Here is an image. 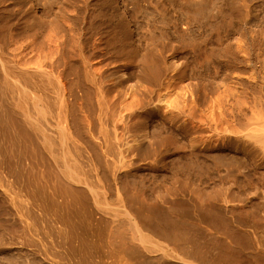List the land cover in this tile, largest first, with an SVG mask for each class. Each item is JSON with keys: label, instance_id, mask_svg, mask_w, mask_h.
<instances>
[{"label": "rangeland", "instance_id": "rangeland-1", "mask_svg": "<svg viewBox=\"0 0 264 264\" xmlns=\"http://www.w3.org/2000/svg\"><path fill=\"white\" fill-rule=\"evenodd\" d=\"M29 1L0 0L1 43L8 44L14 35L19 41L33 38L30 41L41 46L49 40L45 39L48 33L57 30L56 26V32L64 27L58 34L64 36L61 40L67 42L66 50L71 48L73 37L83 32L90 42L87 50L92 52L91 45L96 41L100 43L99 55H105L94 63L103 61L100 66L104 69L111 64L119 67L106 79L121 92L117 108L127 113L124 115L133 112L128 129L119 122L117 132L125 151V165L120 172L124 186L119 193L124 198L116 201L111 176L106 175L108 195L102 203L111 211L118 206L122 212L125 208L132 212L144 236L141 241L146 240L144 245L140 241L132 243L128 238L132 227L121 219V230L126 233L130 229L124 240L128 245L121 248L110 237L115 225L89 204L86 210L93 211V219L84 217L73 229V240L64 248L54 247L50 249L52 253L47 248L50 242L41 245L37 238L38 248H27L26 240L33 236L29 231L34 225L29 224L31 217L24 213L26 195L20 185L10 182L14 180L0 166V264H221L219 255L233 253L239 241L246 252L264 249V243L256 247L249 242L258 236L264 239V0H37L42 1L37 7ZM46 3L48 7L43 8ZM60 16L64 20L56 19ZM65 19L77 27L64 26L68 22ZM100 20L119 27H109V23L103 27ZM47 28L53 30L47 32ZM128 42L134 47L126 55L139 53L141 61L133 62L134 57L130 60L116 53ZM124 66L126 70L121 68ZM233 95L236 102L253 107L255 111L250 107L247 113L254 111L256 118L247 114L234 119L228 107ZM123 104L131 105L130 109ZM139 148L143 153L137 155ZM123 205H127L124 210Z\"/></svg>", "mask_w": 264, "mask_h": 264}, {"label": "bare ground", "instance_id": "bare-ground-1", "mask_svg": "<svg viewBox=\"0 0 264 264\" xmlns=\"http://www.w3.org/2000/svg\"><path fill=\"white\" fill-rule=\"evenodd\" d=\"M44 1H43V3H44ZM29 2L31 5H34L35 7H37L39 4H41L42 1L40 3H38L37 0H30ZM194 2H195V0H194ZM49 3L51 4V2H49ZM49 3H46L45 6L43 5V8L48 7ZM85 3H86V1H85ZM183 3L187 4L186 2H183ZM61 4H63V3H61ZM185 4H183V5L186 6ZM78 5H81V4H78ZM74 7H76V6H74ZM77 9H78V7H77ZM89 10H90V8H89ZM74 11H75V9H74ZM92 11H93V9H92ZM56 12H58L59 14H62L59 11H56ZM63 12H64V10H63ZM65 12H66V10H65ZM76 12H78V11H76ZM69 13L75 14L72 11L71 12L69 11ZM54 15H56V14L54 13ZM66 15L68 16L69 14H66ZM69 16H71V15H69ZM122 16H121V18H122ZM53 17H52V19H54V20H56V19L59 20L60 18H62L61 16L59 18H56V19ZM87 17H89V16H87ZM66 18H68V17H66ZM52 19H50V20H52ZM101 19H103V18H101ZM31 20L32 19H30V22H31ZM62 20H64V19L62 18L61 21ZM66 21H68V20H66ZM66 21L64 22L65 24H66ZM26 22H27V20H26ZM41 22L43 23V21H41ZM52 22H54V21L52 20ZM55 22H56V24H58L57 21H55ZM68 22H67V25L62 24L63 22H61V24L64 26H68L70 24V21H68ZM90 22H91V20H90ZM82 23H83V21H82ZM84 23H87V21ZM99 23L101 26L105 27L109 23V20H108V22L100 20ZM52 24H54V23H52ZM56 24H54V26H56ZM42 26H39V27H42ZM51 26H53V25H51ZM54 26H53V28H54ZM71 26H73V25H71ZM87 26H88V24H87ZM94 26H97V25H94ZM112 26L119 27L118 25H115V24L112 25V23H111L109 25V27H112ZM75 27H77V26H75ZM34 28H32V29H34ZM43 28L44 27H42V29ZM62 28H64V27H62ZM62 28H59V31ZM9 29H10V26H9ZM26 29H27V27L24 30L26 31ZM49 29L47 32L51 31L52 28H49ZM54 29L58 30L57 26ZM67 29H68V27H67ZM70 29H72V28H70ZM64 30L65 29H63V31ZM72 30H74V28ZM84 30H85V28H84ZM56 31H52L53 33L50 32L51 37L49 36L50 35L49 33H48V36L45 35L46 36L45 39H47V37H49L48 38L49 39L48 45L46 44L47 40L44 39L45 36L42 33L43 34L42 36H44L43 40H45V44L47 46H44L45 44L41 45V46L35 45L34 42L30 41V39L33 40V38H30L28 41H26L24 39V36H23V39L25 40V42H23L24 40L19 41V38L16 39L14 35L9 37V43L8 44L0 42V166L5 171H7V173L10 175V177L14 180V181H10V182H15V185H18V186L20 185L21 190L23 189V191L25 192V195H26L27 200L25 199L26 201H24V202H27L26 203L27 205L26 206L24 205L26 207L25 208L26 212L24 209L23 210H24V213H27L29 215L28 216L29 218L31 217V220L33 223L29 222V224L34 225V227L29 231V232L33 231V234H32L33 236L28 237V238L26 236V238H27L26 241H27V246H28L27 248H33V249L38 248L37 247L38 246L37 241H35L36 240L35 238L41 240V245L45 241L46 242L48 241V243L50 242L51 246L47 247L48 250H50V249L52 250V248H54V247L61 248V249L64 248L65 245L68 244L69 241L73 240V236H74L73 229L75 228V226H79L82 223L84 217H91L92 216L93 211H91L90 208L88 211L86 210V208L88 209L89 204L94 205V207H96L99 212L100 211L102 212V215L104 217H108V219L111 220L110 223L113 224V226L115 225V227H113V229L111 228L112 229L111 230L112 236H110V235L109 236L112 238L114 237L116 239V242L118 243V245L120 244V247L123 244H127L124 240L127 239L126 233H128V231L130 230L129 229L130 225L132 227L131 228L132 229V231H131L132 235H129V237H128L130 239V241L131 242L132 241L133 242H135V241L139 242L140 241L139 243L144 245L145 243H143V242L146 239L141 241L144 238V236H143V234H141L142 233L140 231L141 229H139V226L137 225L138 222L137 223L135 222V220L137 218L135 215H133L132 212H129L127 210V208H125L127 205L124 207V205L126 203L123 205V210L125 208V211H123V212H122L121 207H118V206L115 209H117V208H119V209H117V210L113 209L117 212H115V211L112 212L113 210L111 211L110 209H108L110 207L105 208L106 205H104L102 203V198L107 197V195H108V192H106L107 191L106 185L108 184V181L105 178L106 175L111 176V180H112L114 189L116 191L115 192L116 197H117L116 201L119 200V202H120L121 199L124 198V197H121L119 195V193L122 192L123 186H124V182L122 181V178H121L122 174H120V172H121V170L123 171V166L125 165V163H124V159H125L124 152L125 151L122 148V145H121L122 142L120 143V140L122 141V139H120L119 136H121V135H119L117 132L119 131L118 130L119 129V127H118L119 122L121 123V125L122 124L125 125L126 128L128 129V127H127L128 121L132 117L133 112L131 114L129 113L128 115H124L127 113L126 112L123 113L122 110L120 111V109L117 108V106L119 104L118 100H119V98L121 99V97H120L121 92L119 93L118 86L115 83H110L106 79L107 77L110 76V75H108V73L116 72L119 69V67H114L115 65H112V64L109 67V65L107 64L108 69H104L105 67L100 66V64H102L103 61H99V63H94V62H96L95 60H97L98 57L104 58L105 55L104 54L99 55V53L101 52L100 51L98 53V49L100 48V43H97L96 41H95L96 43L92 41L94 44V45H91L92 46L91 47L92 52L88 51V50H90L89 48L87 50L88 44L90 42L88 43V39L86 40L84 38L85 35L82 34L83 32L77 33L76 36L74 35L75 37L72 36L73 40H72V38H70L73 41V43H72V45H70L71 48L69 50H66L64 48V46H65L64 42H66V41L61 40L62 38H64V36H62V38H61V36H59V34H58L59 31L58 32H56ZM78 32H79V30H78ZM6 33H7V31H6ZM68 33H71V32H68ZM12 34H14V33H12ZM29 35H31V34H28V37H29ZM91 38H92V35H91ZM2 39H4V41H5V34H4V38H2ZM37 39H38V37H37ZM96 39H94V40H96ZM34 41H35V39H34ZM48 41H47V43H48ZM39 42L41 44V41H39ZM42 44H43V42H42ZM133 47H134V45L131 43L129 44V42H128L125 45V47L120 48L119 50H117L116 53L126 55V51H129V49H131ZM126 57L130 60L134 57L133 62H139L143 59V57L140 56L139 53L136 54V52L134 54H132V53L130 54V52H129V56L126 55ZM74 67L78 68V69L73 71ZM121 68L123 70L127 69L125 66L121 67ZM263 81H264V79H263ZM262 89H263V87H262ZM125 95H126V92H125ZM125 95H124V97H125ZM126 97H127V95H126ZM230 98H231L232 102L230 100L228 101L229 102L228 107L231 108V110H230L232 112L231 115L234 114V119L237 115L238 116L239 115H246L247 116V114H249L247 112L249 111V109L251 107L250 105H249L250 107H248L247 104H241L240 101L236 102V100L234 99L235 98L234 95L231 96ZM120 102H122V101H120ZM122 103H124V102H122ZM254 103L256 104V102H254ZM123 105H127V104H123ZM128 106L129 105H127V107ZM120 108H121V106H120ZM252 108L253 107H251V109ZM125 109H126V111L131 112V110L130 111L127 110L126 107H125ZM123 110H124V108H123ZM252 110L255 111V109H252ZM254 111H251V113L255 114ZM257 112L260 114V111H257ZM261 112H263V111H261ZM185 113H186V111H185ZM191 114H193V113H191V111H190L188 116L190 117ZM253 114H249V115H252L251 117H253ZM150 115H151V113H150ZM262 115H263V113H262ZM262 115L260 114V117L264 116V115L263 116ZM254 118H256V115H255V117H253V119ZM147 119H148V117H146L145 120H147ZM190 120H191V118H190ZM255 120H257V119H255ZM148 121H149V119H148ZM258 121L261 122V119L258 118ZM262 121L263 122H261V123L263 124L264 119H262ZM191 122H192V120H191ZM130 123H129V125H130ZM181 127H183V126L181 125ZM164 128H166V127H164ZM167 136H168V133H167ZM164 142H165V140H164ZM164 142H162V143H164ZM160 143H161V141H160ZM6 146H8V147H6ZM149 148H150V146H149ZM9 149H10V152H7ZM145 149H147V148H145ZM136 151H138V152H135L137 155L143 153L142 148H139ZM5 152H7V155H5ZM148 153H150V152H148ZM1 167H0V169H1ZM4 170H1V171H4ZM6 178H8V177H5V179ZM10 182H9V184H10ZM6 185H8V183H6ZM8 186L10 187V185H8ZM11 186H12V183H11ZM18 188L15 190H18ZM109 190H110V188H109ZM20 193H22V192H18V194H20ZM133 194H134V192H133ZM114 200H115V198H114ZM48 201H50V203L47 204ZM156 201H157V199H156ZM112 203H115V202L112 201ZM110 205L111 204L109 203V206ZM116 205H117V203H116ZM137 205H139V204H137ZM107 206H108V204H107ZM120 209H121V212L118 213V211ZM85 211H87V214L85 213ZM94 213H95V211H94ZM96 214H95V216H96ZM24 215L26 217V214H24ZM138 215H140V214H138ZM29 218H26V219L28 220ZM142 218H141V220H142ZM145 218H146V216H145ZM121 219H125L123 221V224L125 223V224L129 225L128 226L129 230L126 229L127 230L126 233L123 232V230H121V227L123 226ZM220 222H221V220H220ZM88 223H89V221H88ZM241 224L243 225V223H241ZM254 224H255V222H254ZM244 225H246V224H244ZM27 226H28V224H27ZM83 226L85 227V225H83ZM241 226L240 227L238 226V227L241 228ZM251 226H249V227H251ZM89 227H91V226H89ZM95 227H96V225H95ZM110 227H112V226H110ZM125 227H126V225L124 226V229H125ZM246 227H244V229ZM79 229H80V227H79ZM90 230H92V229H90ZM236 230H238V229H236ZM103 232H104V230H103ZM139 232H141V233H139ZM108 233H110V231L107 232V234ZM129 234H130V232H129ZM138 234H139V237H137ZM141 235L143 236V238ZM245 236L243 238H245ZM92 237L90 235V238H92ZM109 238H108V240H111ZM108 242H110V241H108ZM111 242H114V241H111ZM123 242H125V243H123ZM249 242L252 243L254 246L256 245V247H257V246L261 245L262 243H264V239H259V236H258L257 238H254V240H249ZM241 243H242V241H241ZM241 243L239 241V243L237 245H235V246H237V248L233 253H230V254H224L223 253V254L219 255V259H222L224 262L226 261L227 264H264V249H260V247H257V248H254L251 252H246L245 248L243 250ZM110 244H108L109 247H110ZM232 244H234V241ZM115 245H117V244H115ZM46 246H47V244H46ZM248 246H249V244H248ZM263 246H264V244H263ZM82 247H84V246H82ZM136 247H138V244ZM232 248L234 249V247H232ZM81 250H82V248H81ZM43 251H44V249H43ZM57 252H59V251L57 250ZM52 253H51V257L53 256ZM61 253H63L62 250H61ZM74 254H75V252H74ZM215 254L217 257L218 252L217 253L215 252ZM22 255H21V257H22ZM55 256L57 257L56 254H55ZM55 256H54V258H56ZM70 256H69V258H70ZM202 256H204V255H202ZM58 257H59V254H58ZM60 257L62 258V256H60ZM206 257H207V253H206ZM206 257H205V259H206ZM29 258H30V256H29ZM54 258H51V259L53 260ZM69 258H68V260H69ZM25 259L26 258H24V260ZM43 259L45 260L44 257H43ZM59 260H60V258H59ZM68 260H67V262H68ZM70 260H71V258H70ZM54 261L55 260H53V263L57 262V261H55V262ZM211 261L213 262V259ZM215 261H214V263H215ZM219 261H221V260H219ZM223 261H221V262L223 263ZM71 262H72V260H71ZM14 263H15V261H14ZM63 263H64V261H63ZM203 263H204V261H203Z\"/></svg>", "mask_w": 264, "mask_h": 264}]
</instances>
